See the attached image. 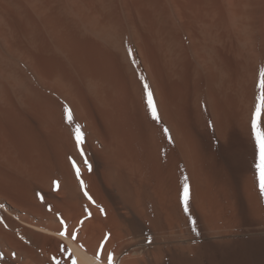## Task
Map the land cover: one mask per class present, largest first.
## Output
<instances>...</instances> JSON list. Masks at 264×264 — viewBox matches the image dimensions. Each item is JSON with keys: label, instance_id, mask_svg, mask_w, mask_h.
Instances as JSON below:
<instances>
[{"label": "bare ground", "instance_id": "bare-ground-1", "mask_svg": "<svg viewBox=\"0 0 264 264\" xmlns=\"http://www.w3.org/2000/svg\"><path fill=\"white\" fill-rule=\"evenodd\" d=\"M262 67L264 0H0V264H264Z\"/></svg>", "mask_w": 264, "mask_h": 264}, {"label": "snow or ice", "instance_id": "snow-or-ice-1", "mask_svg": "<svg viewBox=\"0 0 264 264\" xmlns=\"http://www.w3.org/2000/svg\"><path fill=\"white\" fill-rule=\"evenodd\" d=\"M258 71H259L258 87L260 89V92H259L258 97L256 98L257 102L255 106V111L253 112L252 118H251V129H252V135L255 139V147H256V152H257L255 169H256L258 179H259L260 192L262 195H264V128H261V118L262 116H264V67L260 68ZM144 79L145 78L143 76L140 77L141 81H144ZM143 88H144L145 93L147 94V106L152 116V119L156 121L157 123H160L161 118L158 114V111H157V108L154 102L153 93L150 90L149 85L146 82L143 84ZM65 112L67 114L68 122L72 123L71 110L66 107ZM162 131L165 137L168 139V142L173 143L174 140L170 133V129L165 126L163 127ZM75 133H76L77 147H80V145L83 143V136H82L79 126L76 127ZM81 155H83L82 150H81ZM84 163L87 164L89 170H91V165L88 164V161L85 160ZM76 174H77V177L79 178L80 176L79 168L76 169ZM53 183L55 187L59 189V182L54 181ZM81 186L82 187L84 186L82 180H81ZM85 195H87V192H85ZM40 198L43 201L44 197L42 195L40 196ZM89 199H91V197H89ZM189 199H190V191H189L188 177L185 176L183 179V192H182V203L184 206L185 213H189ZM188 219L191 224V230L195 232L196 231V220L193 219L191 215H189ZM61 223L62 225L64 224L63 220H61ZM59 234L62 237L68 235L66 225H64V230L61 231ZM21 239H23V237H21ZM72 239L74 240L76 239L75 232L72 233ZM97 259H99V254H97ZM107 259L111 261L113 259L112 254H109ZM56 264H59V261H56ZM73 264H76L75 260L73 261Z\"/></svg>", "mask_w": 264, "mask_h": 264}]
</instances>
